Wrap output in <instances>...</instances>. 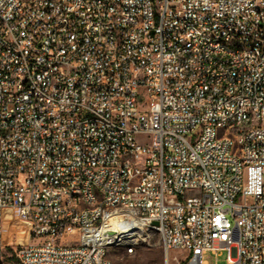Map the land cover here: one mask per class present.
Returning <instances> with one entry per match:
<instances>
[{"label":"built area","instance_id":"built-area-1","mask_svg":"<svg viewBox=\"0 0 264 264\" xmlns=\"http://www.w3.org/2000/svg\"><path fill=\"white\" fill-rule=\"evenodd\" d=\"M110 25L131 34L116 56ZM0 143V264H108L105 245H138L117 224L160 226L163 264H264V0H0ZM5 212L27 245L7 244Z\"/></svg>","mask_w":264,"mask_h":264},{"label":"bare ground","instance_id":"bare-ground-1","mask_svg":"<svg viewBox=\"0 0 264 264\" xmlns=\"http://www.w3.org/2000/svg\"><path fill=\"white\" fill-rule=\"evenodd\" d=\"M45 0H20L21 4H39ZM106 2L107 7L118 9L119 11H128V0H96ZM50 3H58V0H50ZM178 18H181V26H186V33H198V26H188V11H178ZM136 27H143V20H136ZM219 34L223 36H238V29L234 25L227 23H219ZM110 39L113 44L106 46V56H116L125 46V42H131V34H122V28L118 25H110ZM167 40H175V31L162 29L156 37V44L166 43ZM214 46H220L222 49H231L240 53H249V45L240 38H215ZM258 126V113H250V119L247 125H242L241 134L255 133ZM113 145L118 152H126L129 149V142H124L121 136H113ZM5 145L0 143V161L4 159ZM91 171H100V164H91ZM142 193H149V185H142ZM70 198H78L71 200V207H81L86 205L85 191L69 190ZM91 198H101L100 190H91ZM150 233H158L161 236L162 243L165 242V233L160 226L145 225L143 231ZM8 230L5 229V233ZM117 232L120 238L133 240L134 243H140L142 229L138 225L117 224ZM119 247V246H118ZM114 248V245H105L104 260H108V264H112L108 258V251ZM129 254H133L134 250H128Z\"/></svg>","mask_w":264,"mask_h":264},{"label":"rangeland","instance_id":"rangeland-1","mask_svg":"<svg viewBox=\"0 0 264 264\" xmlns=\"http://www.w3.org/2000/svg\"><path fill=\"white\" fill-rule=\"evenodd\" d=\"M6 230L5 240L8 245L12 244L15 240L16 244L25 246L29 243L28 233L25 227H13L10 230L8 223L10 220V213H4ZM12 231H14L12 235ZM143 235H145L143 237ZM150 238V239H149ZM108 258L112 264H163L164 263V251L162 247L161 236L158 233H150L144 230L141 234V241L136 245L134 253L129 254L126 246H119L117 248H111L108 251ZM207 260L214 264L213 258L207 257ZM13 264V263H6ZM218 264H226V253H221L218 257Z\"/></svg>","mask_w":264,"mask_h":264},{"label":"trees","instance_id":"trees-1","mask_svg":"<svg viewBox=\"0 0 264 264\" xmlns=\"http://www.w3.org/2000/svg\"><path fill=\"white\" fill-rule=\"evenodd\" d=\"M7 263H12V259L7 257Z\"/></svg>","mask_w":264,"mask_h":264},{"label":"water","instance_id":"water-1","mask_svg":"<svg viewBox=\"0 0 264 264\" xmlns=\"http://www.w3.org/2000/svg\"><path fill=\"white\" fill-rule=\"evenodd\" d=\"M157 225V223H155Z\"/></svg>","mask_w":264,"mask_h":264}]
</instances>
